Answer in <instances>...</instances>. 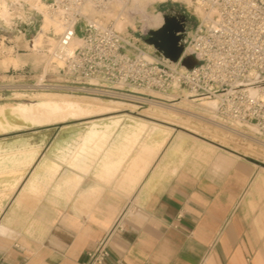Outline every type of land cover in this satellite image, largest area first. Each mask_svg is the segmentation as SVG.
Wrapping results in <instances>:
<instances>
[{
	"label": "crops",
	"instance_id": "1",
	"mask_svg": "<svg viewBox=\"0 0 264 264\" xmlns=\"http://www.w3.org/2000/svg\"><path fill=\"white\" fill-rule=\"evenodd\" d=\"M161 141L137 166L139 145L109 168L111 143L75 167L66 147L8 153L34 159L0 171V224L17 233L0 264H85L120 218L104 264H264V163L186 133Z\"/></svg>",
	"mask_w": 264,
	"mask_h": 264
},
{
	"label": "built area",
	"instance_id": "2",
	"mask_svg": "<svg viewBox=\"0 0 264 264\" xmlns=\"http://www.w3.org/2000/svg\"><path fill=\"white\" fill-rule=\"evenodd\" d=\"M129 0H48V9L66 25L52 54L66 82L80 91L153 97L185 90L216 100L215 112L230 125L240 124L264 136V0H191L199 24L177 62L159 51L147 54L138 42L124 41L112 26L84 24L82 7L97 9ZM81 44L68 55L73 39ZM65 51V52H63ZM154 56L150 59L149 56ZM193 56L197 65L182 61ZM121 218L88 253L85 264H104L111 234L123 230Z\"/></svg>",
	"mask_w": 264,
	"mask_h": 264
},
{
	"label": "rangeland",
	"instance_id": "3",
	"mask_svg": "<svg viewBox=\"0 0 264 264\" xmlns=\"http://www.w3.org/2000/svg\"><path fill=\"white\" fill-rule=\"evenodd\" d=\"M42 1L47 3L48 0ZM130 7L131 4L128 3V8ZM145 11L146 19L141 17L143 15L142 11H131L129 14L130 21L126 29L117 32L120 33V37L124 41L138 42L139 47L149 55H156L158 52L154 45L146 41L149 32L155 31V27L150 25L151 18L155 15L161 14L163 18L177 19L180 23V18H185L184 32H179L183 34L184 42L190 39L199 24L198 17L200 13L194 9L192 1L191 3L187 0L156 2L147 6ZM9 12L11 18L8 25L2 21L0 24V105L18 102L28 103L35 100V97L40 94H64L72 97L101 99L106 102L129 103L134 107L125 106L126 109L113 115H127L124 123H129L127 119H134L135 121H149V123L160 124L164 133L161 131L156 132L151 136V140L167 137L166 131L170 134L169 138L172 134L186 133L197 144H206L211 148L221 146L226 150H238L244 155L252 156L264 163V136L258 135L253 128L247 129L240 124H227L215 112L216 107L211 111L199 106L200 101L196 99L206 97L177 89L165 94H153V97L148 98L129 93L98 94L95 91L80 92L76 90L73 85L66 82L59 70V63L52 56L60 34H55L53 29H50L45 33L42 45L34 48V39L41 30L43 15L25 2L18 5L10 3ZM88 22V18L84 15V19L80 22L82 28L79 27L78 31L80 37L84 32V24ZM131 22L133 26H131ZM114 23L111 20L106 24L114 27ZM153 55L152 57H154ZM13 60H16V63H13ZM189 98L196 102H187L186 99ZM154 103L173 105L174 109L184 113L180 115L179 123L169 122L161 117H153L150 113ZM199 114L206 119L210 118L212 123L199 122L192 118L193 115L200 116ZM6 115L10 122L19 124L20 127L0 131V154L2 155L14 150L26 149H35L39 154H42L47 148L66 147L67 143L73 144L75 139L84 133L90 125L86 123L89 120H69L63 124L34 127L22 123L8 109ZM189 115H192V117ZM169 123H174V125ZM171 128L172 130H170ZM146 135L143 136L141 141L148 139ZM153 152H142V155L138 157L137 165L143 162L144 156L153 154Z\"/></svg>",
	"mask_w": 264,
	"mask_h": 264
},
{
	"label": "bare ground",
	"instance_id": "4",
	"mask_svg": "<svg viewBox=\"0 0 264 264\" xmlns=\"http://www.w3.org/2000/svg\"><path fill=\"white\" fill-rule=\"evenodd\" d=\"M165 1L166 0H129L128 2L115 1L111 2L103 10H98L92 4L87 3L82 7V12L83 15L88 18L89 23L107 26L106 23L113 20L115 22L113 28L116 31L122 32L129 24V14L131 11H142L143 15H141V17L146 19L145 10L147 6L156 2ZM187 1L191 3V0ZM21 2L28 3L33 9H36L43 15L41 30L34 39V48L42 45L43 37L50 29H53L55 34L60 35L65 32L66 25L64 20L60 17V14L51 12L48 9L47 4L42 0H0V24L5 22V24L8 25L10 21L11 14L9 12V4L15 3L18 5ZM128 3L131 4L130 8H128ZM163 24L164 18L161 14L155 15L151 18L150 25H153L155 30L160 29ZM131 26H133L132 22ZM183 40L184 39L182 38V41ZM80 44L81 41L78 38H75L65 51L68 55H70ZM149 58L153 59L152 56H149ZM12 62L16 63V60H13ZM196 100H199L200 102L198 105L206 110L212 111L216 107V100L213 98H201ZM186 101L190 103L196 102L195 100H190V98L186 99ZM125 106L134 107V105L129 103L112 101L106 102L101 99L88 97H72L64 94H40L35 97V100L28 103L18 102L15 104L0 105V131L20 127L19 124H13L8 120L6 115L7 109L13 116H16L20 121H22V123L34 127L50 124H63L69 120H89L86 122L90 124L87 127V130L78 137L77 141L75 140L73 144L68 143L66 146V148L71 151L68 164L75 167L76 163L83 161L84 155L100 154L105 151L111 143V146H118L115 147V150L120 154V159L115 162H111V158L106 157V161L103 165L107 168L116 167L122 164L124 155H126V153H128L136 145L140 146L139 155H142L141 153L144 151H154V148L151 147L150 144L141 140L146 134L148 139L150 138L149 140H151V136H153L156 132H163L160 124L149 123V121H135L134 119H127L129 123H124L125 116L127 115H113L121 112L123 109H126ZM152 106L153 108L150 114L153 117H161L169 122L179 123L181 118L180 115L184 114L174 109L173 105L154 103ZM189 116L192 117V115ZM192 118H195L199 122L204 121L209 124L212 123L210 118L206 119L202 115H193ZM169 124L174 125V123ZM170 130H172V128ZM166 132L167 137L162 138V141L157 144L158 147L162 145L167 138H169L168 136H170V134H168V131ZM74 150H77L78 153H75ZM108 151L111 152L112 150L108 149L107 152ZM34 152H32V154H34ZM20 154L21 155L16 153L8 155L0 154V171L5 172L7 169H14L18 166L29 165L34 159V155L23 156L25 153ZM111 155L112 152L108 156ZM138 157L133 162V165L135 166L138 164ZM11 174H16V172L12 171Z\"/></svg>",
	"mask_w": 264,
	"mask_h": 264
},
{
	"label": "water",
	"instance_id": "5",
	"mask_svg": "<svg viewBox=\"0 0 264 264\" xmlns=\"http://www.w3.org/2000/svg\"><path fill=\"white\" fill-rule=\"evenodd\" d=\"M169 19L164 17L163 26L155 31H150L148 34L147 43L154 45L159 51L163 52L164 56L173 62H177L184 53V46L181 43L184 32L185 18ZM180 32V33H179ZM183 65L187 68H193L197 65V61L193 56H186Z\"/></svg>",
	"mask_w": 264,
	"mask_h": 264
},
{
	"label": "clouds",
	"instance_id": "6",
	"mask_svg": "<svg viewBox=\"0 0 264 264\" xmlns=\"http://www.w3.org/2000/svg\"><path fill=\"white\" fill-rule=\"evenodd\" d=\"M17 233L9 226L0 224V239L12 240L16 238Z\"/></svg>",
	"mask_w": 264,
	"mask_h": 264
}]
</instances>
